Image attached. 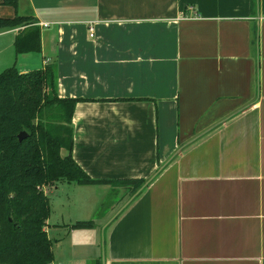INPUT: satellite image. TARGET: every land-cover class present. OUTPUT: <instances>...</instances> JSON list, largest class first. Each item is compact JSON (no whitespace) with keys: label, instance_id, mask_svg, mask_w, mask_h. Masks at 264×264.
Masks as SVG:
<instances>
[{"label":"crops","instance_id":"crops-1","mask_svg":"<svg viewBox=\"0 0 264 264\" xmlns=\"http://www.w3.org/2000/svg\"><path fill=\"white\" fill-rule=\"evenodd\" d=\"M2 2L0 17L36 18L42 52L17 55L23 28L0 30V61L15 54L22 74L55 64L59 97L85 100L76 163L146 182L88 229L61 199L72 184L44 188L53 264H264V0Z\"/></svg>","mask_w":264,"mask_h":264},{"label":"trees","instance_id":"trees-1","mask_svg":"<svg viewBox=\"0 0 264 264\" xmlns=\"http://www.w3.org/2000/svg\"><path fill=\"white\" fill-rule=\"evenodd\" d=\"M2 5L18 7V0ZM23 28L17 55L42 52V30L33 16L0 17V30ZM55 64L28 73L12 66L0 73V264H53L46 232L52 208L44 188L64 181L77 185L128 186L136 197L142 180H94L73 158V117L84 99L60 98ZM27 136L19 141V135ZM94 220L73 229L93 228Z\"/></svg>","mask_w":264,"mask_h":264},{"label":"rangeland","instance_id":"rangeland-1","mask_svg":"<svg viewBox=\"0 0 264 264\" xmlns=\"http://www.w3.org/2000/svg\"><path fill=\"white\" fill-rule=\"evenodd\" d=\"M13 52V51H11ZM7 54L8 52L4 53L2 55V59L0 61V73L3 72L6 68H9L11 66L14 65V60H12V57H15L11 54V58H10V64L7 62L8 58H7ZM13 61V62H11ZM7 62V63H6ZM64 182V181H61ZM57 186H59L60 188V184H58ZM73 187H77L76 184H72V187H67L66 191H64L65 193L62 194V200L63 202H68L69 205L66 206V210H67V214H69L71 216L72 219H79V218H88L89 220H101L103 219V221H101V223H103L104 221H108L107 224H109L114 217L117 215V213L122 209V207H117L119 206V203L126 198L128 195L131 197L132 195L129 193V189L128 186H124V185H117L115 187H113V190H109V191H105V192H97L94 193V197L95 198L94 202L91 200V195L90 193H87L85 191H78V192H74L73 193ZM65 189V188H64ZM100 199V203L98 204L97 207L92 209H88V211H85L86 213H84L83 206L85 207H93L94 203H96L97 199ZM68 200V201H67ZM88 202L90 204H88ZM81 206V207H80ZM114 207L117 209L116 212H113ZM55 211L59 213V210L57 208V206L55 205ZM112 212L114 213L111 217L110 215L112 214ZM75 221V220H73ZM105 224V226L107 225ZM105 226L103 227L105 229Z\"/></svg>","mask_w":264,"mask_h":264},{"label":"water","instance_id":"water-1","mask_svg":"<svg viewBox=\"0 0 264 264\" xmlns=\"http://www.w3.org/2000/svg\"><path fill=\"white\" fill-rule=\"evenodd\" d=\"M26 136H27V134L25 132L21 133L19 135V141H22Z\"/></svg>","mask_w":264,"mask_h":264},{"label":"built area","instance_id":"built-area-1","mask_svg":"<svg viewBox=\"0 0 264 264\" xmlns=\"http://www.w3.org/2000/svg\"><path fill=\"white\" fill-rule=\"evenodd\" d=\"M90 33H91V37H94V29H93V27H90Z\"/></svg>","mask_w":264,"mask_h":264}]
</instances>
